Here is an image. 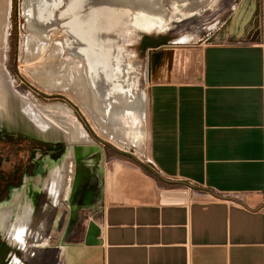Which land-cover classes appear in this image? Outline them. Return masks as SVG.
<instances>
[{"label": "crops", "instance_id": "1", "mask_svg": "<svg viewBox=\"0 0 264 264\" xmlns=\"http://www.w3.org/2000/svg\"><path fill=\"white\" fill-rule=\"evenodd\" d=\"M250 20L219 19L186 43L139 36L150 66L138 158L182 185L105 153L101 264H264V0Z\"/></svg>", "mask_w": 264, "mask_h": 264}, {"label": "bare ground", "instance_id": "2", "mask_svg": "<svg viewBox=\"0 0 264 264\" xmlns=\"http://www.w3.org/2000/svg\"><path fill=\"white\" fill-rule=\"evenodd\" d=\"M165 1L20 0V13L28 29L27 36L19 43V59L25 65L22 70L46 90L59 91L73 99L103 139L124 151L133 148L137 157H144L147 87L138 82L140 63L131 62L125 56L116 25L127 23L121 19V15L127 12L132 26L160 35L168 32L173 21L217 10V0H171L172 18L164 7ZM247 3L248 0H243L241 6H233L236 14L229 23L230 30L238 23ZM11 4V0H0V124L10 120L14 109L12 99L41 133L63 135L67 152L42 180L24 181L8 201L0 203V232L19 249L45 247L48 242L44 239L30 243L26 240L38 206L37 196L46 195L45 206L58 204L60 194L63 199L68 198L71 189L86 185L89 170L94 162L101 160L102 150L67 103L46 102L30 90L16 86L15 78L5 66ZM219 16L206 22L202 29L215 27ZM196 37L194 32H184L174 36L171 42L186 43ZM141 74L146 80L147 67ZM103 83L105 86L101 88ZM77 174L80 179H76ZM75 254L69 259L67 245H63L61 255L65 264L87 259L101 261L99 246L76 244ZM12 263L25 264L15 254Z\"/></svg>", "mask_w": 264, "mask_h": 264}, {"label": "rangeland", "instance_id": "3", "mask_svg": "<svg viewBox=\"0 0 264 264\" xmlns=\"http://www.w3.org/2000/svg\"><path fill=\"white\" fill-rule=\"evenodd\" d=\"M242 1L243 0H217V10L215 13H205L202 16H194L182 21H173L169 24L170 29L168 30L167 35L175 36L179 33L184 32L196 33V31H199L200 29H202V27L205 26L204 24L206 22L214 19L219 13H221L219 17V24L224 23V25H227L229 22H231L232 18L236 14L233 6L235 4H239L238 7L241 6ZM252 3H254L253 6ZM164 7L167 13L172 16V1L166 0ZM260 8L261 0H248L244 11L239 18L240 23L243 20L247 19L248 15L251 16L250 22H252L253 20L255 23H257L259 19ZM20 11H22L20 0H17L15 55L13 60V55L10 51V41L12 37L11 33L13 32L11 5L10 20L8 26L9 49L7 52L8 57L5 61L6 68L8 69L12 77L16 80V86L22 90H30L39 99L46 102L60 101L57 100L54 96L61 95L70 103H72L76 107L78 113L87 123V125L91 128L93 133L98 137L99 140L96 141L90 135L101 146L102 157L100 161L93 163V168L89 170L90 176L86 185L80 184L71 189L67 195L68 198L66 197V199H63L62 194H60L58 196V204L53 205L50 203L48 206H45L47 204L46 195L42 194L37 196L38 206L34 214L31 233L29 236H27L26 240L28 239L27 242L29 243L40 241L42 242L46 240L48 242L47 246L25 247L23 249H19L17 248V246L11 245L7 241L6 236L0 232V264H13L12 256L14 254V250H16L18 253V255H15H17L25 264H65V260L61 255L63 245H67V253L69 255V259L74 258L76 255V244H84L86 246L94 245L101 248L103 230V202L101 200L99 176L101 166L103 165L104 154L112 152V149L104 146L103 143H108L113 149L119 150L123 153L133 155L134 157L136 156L132 153L133 148L128 149V151L118 149L117 147L103 139L101 136H99L97 131H95V127L93 126V124H91V120L88 119L87 115L85 114V111L82 110L73 99H70L69 96L60 93L59 91L46 90L45 88L40 86L37 81H33L26 74H24L22 69H24L25 65L19 59V43L21 39H24L27 36L28 29L26 27L25 18L23 14L20 13ZM172 18L174 17L172 16ZM121 19L127 23H119L118 25H116V28L121 33L120 38L123 45L124 54L131 62L140 63L141 69L138 82L141 86L147 87L148 71L150 66L149 61L147 63L146 55L143 52L139 51L136 44L139 36L143 35L145 31L138 30L128 22L129 18L127 12L121 15ZM145 33H149L150 35L155 34L152 31ZM146 65L147 79L145 80L144 75L141 74V72L145 70ZM15 71L17 75H15ZM24 84L29 85L32 89L27 88L26 86H24ZM104 86L105 83L100 84L101 88ZM37 92L43 94L44 97H39ZM11 103L14 105V109L12 110L10 120H6L2 124H0V134L8 140L6 142L0 140V168L5 171V173H10L16 166L23 167L27 159L29 160V158H31L32 149L38 146L44 147L43 149H46V147H48V144L61 141L62 139V135L58 132L48 135H44L43 133H41L19 111L17 103L12 99ZM13 133H17L18 136H12ZM24 133L32 135V141L31 139L23 137ZM57 156L58 153L53 157V159H55ZM61 159L62 157H60V159L57 161H50V163L48 164L50 165L49 169L57 165ZM80 178L81 177L77 174L76 179ZM22 185L23 184L19 183V181L14 183L12 186V189L14 190L12 194H14L16 190L21 188ZM36 237H38V239H36ZM9 249H11V251ZM78 261L81 260L75 261V264H101L100 260L94 261L93 259H87L80 263Z\"/></svg>", "mask_w": 264, "mask_h": 264}, {"label": "trees", "instance_id": "4", "mask_svg": "<svg viewBox=\"0 0 264 264\" xmlns=\"http://www.w3.org/2000/svg\"><path fill=\"white\" fill-rule=\"evenodd\" d=\"M11 5H12V20H13V32L11 33V41H10V45H11V49L10 51L12 52V55H13V60H14V55H15V49H16V11H17V0H11ZM15 75H17L16 71L14 72ZM24 86H26L27 88L29 89H32L30 88L29 85H26L24 84ZM38 96L39 97H44L43 94L41 93H38ZM57 100H60V101H63V102H66L67 104H69V106L72 107V109L75 111V114L77 115V117L79 118V120L81 121V123L83 124V126L85 127V129L88 131V133L96 140L98 141V137L93 133V131L91 130V128L87 125V123L84 121V119L82 118V116L78 113L76 107L70 103L68 100H66L64 97H62L61 95H55L54 96ZM23 136H25L26 138H30L32 139L31 135L29 134H23ZM58 145L55 147V148H48V153H55V152H58V156L53 159V157L49 154H45V157H44V161L47 165V167L49 168L50 165H48L50 163V161H53V160H59L60 157L64 156L65 153L67 152V147L66 145H64L63 141H58ZM104 146L108 147V148H111L112 149V152L111 154H114V155H117L125 160H128L132 163H134L135 165L139 166L145 173H147L148 175L152 176L155 178L157 184L159 185H162V186H181L182 183L181 182H169V181H165L162 177H160L154 170H151L147 165H145L143 162H141L140 160H138L136 157H134L133 155H129L127 153H123L119 150H116V149H113L108 143H103ZM49 155V156H48ZM10 250V249H9ZM15 254L18 255L17 251L14 250L13 251Z\"/></svg>", "mask_w": 264, "mask_h": 264}, {"label": "flooded vegetation", "instance_id": "5", "mask_svg": "<svg viewBox=\"0 0 264 264\" xmlns=\"http://www.w3.org/2000/svg\"><path fill=\"white\" fill-rule=\"evenodd\" d=\"M28 134V133H27ZM30 135V134H29ZM12 136H18L17 133H13ZM25 137V136H23ZM32 139L33 136L31 135ZM26 138V137H25ZM30 139V138H28ZM31 139V141H32ZM0 140L3 142L8 141L3 135L0 134ZM62 140V139H61ZM63 141V140H62ZM64 143V141H63ZM58 141L48 144L46 149L44 147L38 146L31 151V158L27 159L23 167L16 166L10 173H5L0 168V200L2 202L8 201L12 197L14 183L19 181L23 184L27 181H38L43 178V174L39 172V166L43 167L45 170L49 169L44 161L45 154H49L54 157L58 152L48 153V148H55L58 145ZM65 145V143H64ZM67 147V146H66ZM1 165V164H0ZM25 181V182H24ZM38 205V202L36 203ZM11 251V249H10Z\"/></svg>", "mask_w": 264, "mask_h": 264}, {"label": "water", "instance_id": "6", "mask_svg": "<svg viewBox=\"0 0 264 264\" xmlns=\"http://www.w3.org/2000/svg\"><path fill=\"white\" fill-rule=\"evenodd\" d=\"M62 140L64 141L65 145L67 146V143L65 141V137L62 135ZM63 157V156H62ZM138 160H140L138 157H136ZM141 161V160H140ZM142 162V161H141ZM39 172L41 174H43V177L44 175L48 172V170H45L43 167L39 166ZM43 179V178H42ZM41 179V180H42ZM165 181H169V182H175V181H170V180H167V179H164Z\"/></svg>", "mask_w": 264, "mask_h": 264}, {"label": "built area", "instance_id": "7", "mask_svg": "<svg viewBox=\"0 0 264 264\" xmlns=\"http://www.w3.org/2000/svg\"><path fill=\"white\" fill-rule=\"evenodd\" d=\"M218 24V23H217ZM15 254V253H14Z\"/></svg>", "mask_w": 264, "mask_h": 264}]
</instances>
